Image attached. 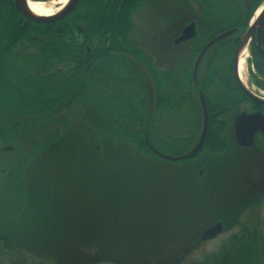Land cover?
<instances>
[{"label":"trees","instance_id":"obj_1","mask_svg":"<svg viewBox=\"0 0 264 264\" xmlns=\"http://www.w3.org/2000/svg\"><path fill=\"white\" fill-rule=\"evenodd\" d=\"M145 1L80 0L67 16L42 23L24 17L14 0H0V136L15 141L17 152L22 149L25 168L17 175L14 208L4 214L0 264H159V255L139 251L163 233L164 226L144 227L138 219L146 223L156 218L171 220L173 208L166 213L155 208L154 202L175 198L181 208L191 202L188 210L176 213L178 219L193 218L198 193L192 192L188 179L169 176L168 187L159 184L168 192L157 196L153 186L124 188L131 182L121 176L123 165L114 167L127 159H162L150 148L157 149L154 140L174 145L158 129L161 119L169 118L166 114L176 106L171 90L174 70L157 68L150 52L133 38L134 17ZM179 1L184 11L190 6L188 1L199 7L187 21L195 20L198 27L191 43L192 60L213 37L236 28L204 58L201 75L209 108L204 145L194 157L176 161H196L206 180L233 152L232 147L241 148L222 138L233 109L248 103L264 110V104L251 99L234 74L238 42L264 0ZM250 51L264 76V60L254 47ZM184 76L190 77L191 72L186 70ZM216 86L223 90L219 98L214 93ZM186 139L189 143L183 154L192 149L197 131L177 140L184 143ZM23 143L31 148L29 153ZM261 144L255 143L264 147ZM206 150L212 156L209 160L202 157ZM52 167L55 180L48 171ZM197 178L206 193L209 185L202 182L199 172ZM251 202L252 206L257 203ZM238 212L237 218L245 222L216 250L191 264H264V215L255 224L247 222L244 208ZM127 219L137 222L127 225ZM23 229L34 232L36 246L30 252L20 236Z\"/></svg>","mask_w":264,"mask_h":264},{"label":"rangeland","instance_id":"obj_2","mask_svg":"<svg viewBox=\"0 0 264 264\" xmlns=\"http://www.w3.org/2000/svg\"><path fill=\"white\" fill-rule=\"evenodd\" d=\"M188 3L190 6H188V10L186 8L184 11V3L179 0H146L134 17L135 28L133 31V38L136 44L150 52L155 66L161 70H174L178 65L179 59L184 62H191L192 60L187 46L180 45L175 51L172 48V40L181 26L193 17V13L196 14L199 12L197 4L190 1H188ZM191 11H194L192 13L193 15H190ZM169 46L174 54L168 49ZM249 50L248 47L247 60L250 55ZM244 73L248 89L264 98V89L257 85L256 79L251 74L250 68H248V61L245 63ZM190 103H185L184 105L186 106L178 112L175 109L168 111L166 115L169 118L161 119L158 129L164 137L174 140L172 143L174 145L168 146L161 142L160 144L153 138L154 143L157 144L156 147L158 151L167 155L182 154L187 144L177 139L185 138L190 132L189 129L193 128L198 122L199 129L196 127L194 128L197 129V139L199 138L203 116L200 120L199 113L191 109ZM143 107L145 108V104ZM248 107H250V105ZM240 112L241 110L239 109L232 113L229 117L231 124ZM67 117L71 118L69 113H67ZM78 122L79 120L75 121V124L78 125ZM231 129L227 131L226 137L229 144L235 146L234 143L236 139L234 137L233 126ZM169 131H172L170 135ZM230 134L234 136L232 137ZM196 140L190 145V149L196 144ZM16 145L15 141H10L6 138L3 139L0 136V231L6 227V218H4V214L8 215V211L14 208L12 203L16 198L19 188L17 175L25 172L23 166L24 156L21 155L22 149L20 152H17ZM22 145L26 147L25 152L28 151L27 153H29L31 151L27 143H23ZM232 149L233 152H230L226 158H223L221 163L208 174L206 180L204 179L205 171L200 166L196 168V161L188 160L176 163V161L147 158L146 161L140 159H127L123 162L114 164V167L123 165L121 167L124 168V172H122L121 176L124 180L131 182L130 184H125L124 188L134 186L136 189L140 190L142 186L146 189L153 186L157 196H159L160 193L165 196L168 191L165 187L161 188V185L159 187V184L170 183L169 176L175 178L179 177L178 180L183 181L188 179L190 183L193 184L191 190L193 193H198L197 197L201 200L200 202L198 201L199 199L195 197L196 199L193 200V203L199 204V206L196 205L193 207V218L183 222L178 219L180 216L176 215V213H180V211L183 212L184 210L182 209L188 210L187 207L190 206V201L182 208L178 206V198L173 199V202H171V200L163 202L161 199L155 201L154 207L166 213L173 208L174 217L171 218L170 216L171 220L156 218L150 223H146L145 220L142 221V217L138 219V225L144 227L151 225L154 227L164 226L163 233L159 235L160 237H156V235V238L151 240V244L150 242L145 243L143 249L139 251V253L142 252V254H145V252H151L152 256L159 255V264H191L193 261L201 259L204 255L216 250L222 241L233 233L240 224L245 222L237 218L239 209H245L244 214L248 216L247 222L250 221L259 224L257 217H262L264 215V147L254 144L249 148H238L235 146L232 147ZM202 157H206L209 160L212 156L206 150ZM52 170L55 169L53 167L50 169L48 168L51 179L55 180L57 174ZM200 170L203 171V174H200ZM198 172L199 177H201L200 179L203 180L202 182L205 185L206 183L209 185L208 188H206V193L202 192L199 185L197 178ZM44 175L46 176L48 174L44 172ZM45 178L47 177H44V182L46 181ZM17 182L18 184L16 185ZM169 185L170 184L166 187ZM191 190L184 192L182 197L185 198L186 193H192ZM201 193L203 195L200 197L199 194ZM253 199L255 203L257 199L260 201L252 206L254 201H251ZM150 200L152 201L153 199L150 198ZM169 204L172 207H168ZM143 212L145 215V211ZM218 218H225L227 221L224 223L222 220H218ZM219 221L223 223L222 230L213 236L203 238L205 231L213 227ZM126 222L127 225H130L137 221L127 219ZM165 233L166 235H164ZM143 235V241H145L147 237L146 232ZM20 236L24 239L26 244V246H24L26 249H24H28L29 252L30 250H34L36 246H34V232L31 233L28 229H23L20 232ZM154 240L155 245L153 243ZM186 247H188L187 250ZM45 264L52 263L46 261Z\"/></svg>","mask_w":264,"mask_h":264},{"label":"water","instance_id":"obj_3","mask_svg":"<svg viewBox=\"0 0 264 264\" xmlns=\"http://www.w3.org/2000/svg\"><path fill=\"white\" fill-rule=\"evenodd\" d=\"M27 1L28 0H14L17 9L20 11V13L24 17L31 19L33 21H36V22L44 23V22L59 20L67 16L77 6L79 0H70L68 5L62 11L56 13L55 15L49 16V17H37L35 15H32L27 7ZM32 1H38V0H32ZM254 17L251 21L249 28L247 29V32L243 40H241L239 44V48L243 44L245 37H248V39L253 38L256 49L259 52L262 59L264 60V48L262 45V38H261L262 30L264 26V11L260 13V15L255 20H254ZM233 31L234 29H230V30H227L219 34L205 46V48L202 50V52L200 53L196 61V69L205 51L211 45H213L216 41L226 37L227 35L231 34ZM195 35H196V24L194 22H191L189 25H187L182 30V34L178 38L175 39V43L184 42L186 40L193 38ZM238 50H237V53H238ZM237 53H236L235 67H236V77H237V81L239 85L248 94V96L251 99L264 104V100L261 99L259 95L255 94L254 92L249 90L247 87H245L243 83L240 81V79L238 78ZM201 98H202L203 109H204V128H203L199 141L195 144V146L190 151H188L187 153L181 154V155H167V154H164L158 151L157 149L151 146L150 147L151 150L156 155H158L162 159L169 160V161H182V160H186V159H190L194 157L199 152V150L203 147L205 138L208 132L209 117H208L207 103H206L203 92H201ZM234 127H235V136H236L237 144L245 148L252 147L255 143L256 134L258 132H262L264 134V113L261 112L260 110H257L254 112L243 111L236 116L235 121H234ZM200 174H203L202 170L200 171ZM222 228H223V223L221 221L217 222L213 227L205 231L203 238L217 234L218 232L222 230Z\"/></svg>","mask_w":264,"mask_h":264},{"label":"flooded vegetation","instance_id":"obj_4","mask_svg":"<svg viewBox=\"0 0 264 264\" xmlns=\"http://www.w3.org/2000/svg\"><path fill=\"white\" fill-rule=\"evenodd\" d=\"M80 1V0H79ZM78 1V3H79ZM83 8V4H81V9ZM193 12L191 11L190 12V15H193L192 14ZM191 22H194L196 24V35L189 39V40H186L184 42H181V43H175V39L178 38L181 34H182V30L187 26L189 25ZM234 29V31L231 33L233 34L234 32H236V28H232ZM230 30V29H228ZM227 31V30H226ZM263 31V30H262ZM225 32V31H223ZM221 32V33H223ZM247 32V31H246ZM246 32L244 33V35L240 38L239 42H238V47L236 48V51H235V54H234V74H235V77H236V67H235V64H236V53H237V50L239 48V44L241 42V40H243ZM220 33V34H221ZM198 34V27H197V23L195 20H191L187 23H184L181 28L179 29L178 33L175 35V37L173 38V45H172V48L173 50L175 51L180 45L181 46H187V48L189 49V54H191L192 56V41L194 40V38L197 36ZM229 34V35H231ZM219 35V34H218ZM216 35V36H218ZM215 36V37H216ZM228 36V35H227ZM226 36V37H227ZM215 37H213L212 39H214ZM225 38V37H224ZM222 38V39H224ZM262 38V37H261ZM211 39V40H212ZM222 39L216 41L213 45H211L206 51L205 53L203 54L200 62H199V65L196 69V61L200 55V53L202 52V50L205 48V46L211 41L209 40L202 48L201 50H199L196 54H195V57L194 59L192 60V62H184L183 60H180L179 59V62H178V65L175 67L174 69V76L172 78V84H171V90H173L176 94V106H175V110L180 111L182 108H184L186 105H184L185 103H190L191 104V109L194 110L196 113H199V114H202L203 116V120H202V128H201V134H202V131H203V128H204V109H203V102H202V98H201V92H203L204 94V97H205V100H206V103H207V108H208V102H207V96L204 92V89H203V82H204V76L201 75L202 73V70L205 68L204 65H205V62H204V58L205 56L210 52V50L216 45V43H218L219 41H221ZM263 45V44H262ZM252 47H254L256 49V46L254 44V39L253 38H250L249 39V49ZM264 48V47H263ZM173 54L174 52L171 50L170 46L168 48ZM90 50V49H89ZM257 50V49H256ZM250 51V50H249ZM259 53V52H258ZM248 68H250V72L251 74L253 75V77L256 79V83L257 85H259V87H261L262 89H264V86H261L260 82H263L264 83V76L260 74V72L258 71L257 69V66L255 64V61L253 60V56H252V53L250 51V55H249V58H248ZM204 67V68H203ZM203 68V69H202ZM188 70V72L190 71L191 72V76L190 77H185L184 76V73L185 71ZM236 80H237V77H236ZM248 86V85H247ZM248 88V87H247ZM223 90H222V87L219 86V87H214V93H216L217 95V98H219V94L218 93H221ZM215 98V99H217ZM251 100V99H250ZM252 101V100H251ZM250 104L248 103H243V104H239L237 105L234 109H233V112L236 111V110H241V112L243 111H246V112H254V111H257V110H260L261 112L264 113V110L261 108V107H248ZM209 109V108H208ZM220 112L222 110H219ZM240 112V113H241ZM180 113V112H179ZM239 113V114H240ZM208 117H209V110H208ZM235 121V120H234ZM230 125H228L223 133H222V138H226V133L229 129H231V127L233 126L234 128V135H235V127H234V122H231L229 123ZM194 125V124H193ZM209 126V124H208ZM194 127H196L197 129H199V123L195 124V126H193V128L189 129L190 131H193V130H196ZM232 130V129H231ZM200 134V136H201ZM208 134V132H207ZM231 135V134H230ZM234 135H231L232 137ZM200 136H199V139H200ZM207 136V135H206ZM235 139H236V136H234ZM198 139V140H199ZM228 140V139H227ZM258 141H261V145H264V134L262 132H258L255 136V143L258 142ZM186 142V143H185ZM184 143L185 144H188L189 141L188 139H186ZM237 143V142H236ZM254 143V144H255ZM193 144V143H192ZM195 146V145H194ZM193 146V147H194ZM241 147V146H240ZM183 154V153H182ZM181 155V154H180ZM201 171V170H200Z\"/></svg>","mask_w":264,"mask_h":264},{"label":"bare ground","instance_id":"obj_5","mask_svg":"<svg viewBox=\"0 0 264 264\" xmlns=\"http://www.w3.org/2000/svg\"><path fill=\"white\" fill-rule=\"evenodd\" d=\"M70 2V0H50V1H27V7L32 15L37 17H49L55 15L56 13L62 11ZM264 11V2L261 6L257 9L255 13L254 20ZM249 39L245 37L243 44L238 50L237 53V74L240 81L243 83L245 87H247L245 81V63L247 62L248 57V46H249ZM264 100L263 97H260Z\"/></svg>","mask_w":264,"mask_h":264}]
</instances>
